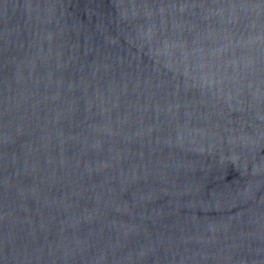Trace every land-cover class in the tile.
Instances as JSON below:
<instances>
[{
	"label": "water",
	"instance_id": "1",
	"mask_svg": "<svg viewBox=\"0 0 264 264\" xmlns=\"http://www.w3.org/2000/svg\"><path fill=\"white\" fill-rule=\"evenodd\" d=\"M0 264H264V0H0Z\"/></svg>",
	"mask_w": 264,
	"mask_h": 264
}]
</instances>
